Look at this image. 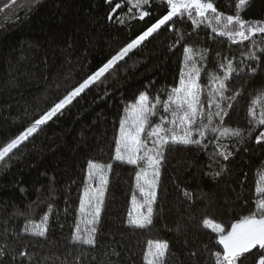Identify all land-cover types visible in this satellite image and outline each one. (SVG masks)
Returning <instances> with one entry per match:
<instances>
[{"label": "trees", "instance_id": "1", "mask_svg": "<svg viewBox=\"0 0 264 264\" xmlns=\"http://www.w3.org/2000/svg\"><path fill=\"white\" fill-rule=\"evenodd\" d=\"M117 3L122 6L109 20ZM235 3L215 0L218 11L225 14H235ZM144 7L150 15L140 20L129 18L127 0H112L111 6L104 0H16L15 4L0 0V147L167 12L159 0ZM241 15L264 19V0H252ZM174 20L175 31L162 27L106 74L102 83L87 89L0 161V245H6L8 253L0 264H20L19 257L12 260L20 251L31 256L24 264H76L77 257L81 264H145L149 241L168 243L166 264H213L210 253L222 248L215 243L216 234L203 227V219L229 229L252 210L258 170L264 171V145L254 137L264 128L252 138L245 134L242 143L222 139L220 143L232 153L228 160L214 156L211 143L205 150L167 148L152 225L127 226L132 196L138 202L143 197L135 188L137 166L112 159L125 107L141 92L166 98V92L178 85L184 43L194 50H208L206 59L197 64L202 68L199 83L205 101L211 89L208 73L222 75L223 57L237 66L243 62L245 71L253 64L244 60L249 42L232 44L205 25L193 31L186 16ZM176 31L184 34V41L170 49ZM230 85L227 95L234 90L242 95L231 102L234 107L228 109L223 127L247 129L250 99L264 86V65L251 80L241 74L233 76ZM152 120L158 122V117ZM213 138L210 132L207 141ZM89 160L113 164L95 247L70 243ZM95 186L93 182L90 187ZM45 214L49 215L46 239L21 234L25 224L39 223Z\"/></svg>", "mask_w": 264, "mask_h": 264}, {"label": "snow or ice", "instance_id": "2", "mask_svg": "<svg viewBox=\"0 0 264 264\" xmlns=\"http://www.w3.org/2000/svg\"><path fill=\"white\" fill-rule=\"evenodd\" d=\"M11 2L15 4L16 0ZM104 2L109 6L112 4V0H104ZM150 2L151 0H127L131 13L129 18L144 20L150 15L144 6L150 5ZM251 2L252 0H236L235 14H225L218 11L215 0H159L162 6H166V14L147 27L142 34L121 47L98 70L68 91L18 136L0 147V161L26 141L41 125L58 113H62L87 89L102 83V78H107L106 74L115 71L120 61L162 27L166 26L169 31H175L174 17L182 20L186 16L192 23L193 31L200 25H205L216 36L225 37L232 44L243 45L244 42H249L251 47L244 55V60L252 61L253 64L247 65L245 71L243 62L237 66L231 59L223 57L219 64L222 75L216 72L208 73L211 89L207 93L206 101L201 98L203 89L199 80L202 68L197 67V64L206 59L208 50H194L184 43L178 85L166 92V98H162L159 94L153 98L147 92H141L134 103L125 107L124 115L120 117L119 130L115 137V154L112 159L121 164L135 165L139 169L135 176V188L143 200L138 202L137 197L132 196L133 209L128 212L127 226L133 229H145L151 226L153 205L157 201L156 189L160 183V170L167 148L191 146L197 150H205L211 143L216 149L214 156L228 160L232 153L227 151L226 144L220 143L222 139H232L236 143H242L245 134L248 138H252L257 129L264 128V86L256 89L250 99L247 109L248 128L223 127L224 117L229 115L228 109L234 107V103L231 102H235L242 95L239 90L227 95L231 89L230 81L233 76L244 74L251 80L264 65V57L257 55L258 52L264 54V19H245L241 15ZM8 6V4L4 5L5 8ZM121 6V3H117L115 8L111 9L108 14L109 20L113 18L112 13ZM133 9L135 12L132 11ZM0 11H3V8H0ZM117 19L120 23L124 22L122 18L117 17ZM182 41L184 34L176 31V40L173 45H169V48L181 44ZM258 44L261 46H257ZM252 48H255V51ZM152 117H158V122H153ZM210 132L214 138L207 141ZM254 139L257 144L264 145V130L259 131ZM112 168V163L88 161L85 190L80 197L71 244L95 247V234L100 224L104 193L109 183L108 173ZM215 175H219V172ZM258 177L253 199L254 207L247 215L233 222L229 229L211 219H203V227L216 234L215 243L222 248V251L216 250L210 253L213 264H264V171L258 170ZM93 182H96L95 188L90 187ZM184 195L191 197L189 192H185ZM134 210H137L135 215ZM48 221V214H45L39 223L29 221L21 234L46 239ZM81 223L85 224L83 230ZM6 247L0 245V260L8 255L5 251ZM168 250L167 242L149 241L148 249L144 253L145 264H166ZM18 257L20 264H24L25 258L31 260V256L26 251L14 253L12 260L16 261ZM76 264H81L79 257L76 258Z\"/></svg>", "mask_w": 264, "mask_h": 264}, {"label": "rangeland", "instance_id": "3", "mask_svg": "<svg viewBox=\"0 0 264 264\" xmlns=\"http://www.w3.org/2000/svg\"><path fill=\"white\" fill-rule=\"evenodd\" d=\"M137 210H134V215L136 214ZM138 211H145V209H138Z\"/></svg>", "mask_w": 264, "mask_h": 264}]
</instances>
